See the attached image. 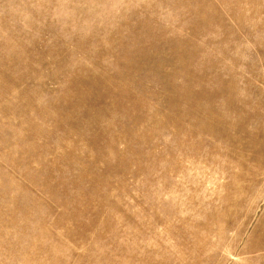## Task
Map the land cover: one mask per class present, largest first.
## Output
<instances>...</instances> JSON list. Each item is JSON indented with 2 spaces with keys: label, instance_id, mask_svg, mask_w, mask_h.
<instances>
[{
  "label": "rangeland",
  "instance_id": "374dc122",
  "mask_svg": "<svg viewBox=\"0 0 264 264\" xmlns=\"http://www.w3.org/2000/svg\"><path fill=\"white\" fill-rule=\"evenodd\" d=\"M0 264H264V0H0Z\"/></svg>",
  "mask_w": 264,
  "mask_h": 264
}]
</instances>
